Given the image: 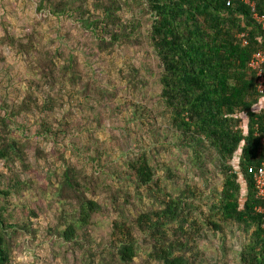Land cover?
Masks as SVG:
<instances>
[{"label": "trees", "instance_id": "trees-1", "mask_svg": "<svg viewBox=\"0 0 264 264\" xmlns=\"http://www.w3.org/2000/svg\"><path fill=\"white\" fill-rule=\"evenodd\" d=\"M35 1L80 36L66 26L58 43L36 28L0 39L26 65L22 98L0 106V264L36 239L44 202L55 264H205L207 236L220 239L214 264H223L236 234L238 264H264L253 178L264 163V95L249 67L264 33L248 4L264 17V0ZM118 92L129 101L118 104ZM125 108V124L155 128L151 155L115 159L98 137ZM23 117L50 152L32 144ZM169 136L200 181L156 161ZM31 153L48 163L43 193Z\"/></svg>", "mask_w": 264, "mask_h": 264}, {"label": "rangeland", "instance_id": "rangeland-1", "mask_svg": "<svg viewBox=\"0 0 264 264\" xmlns=\"http://www.w3.org/2000/svg\"><path fill=\"white\" fill-rule=\"evenodd\" d=\"M46 17L47 15L37 11L35 0H0V39L6 34L21 36L36 28L44 34L46 41L49 39L57 41L56 37L59 33L63 34V28L65 29L66 26L76 36H80V30L72 29L69 24L63 26L57 22L55 17H47L49 20L44 19ZM60 41L63 43L62 40ZM80 60L81 62L84 61L81 58ZM25 66L23 57L18 56L15 52H11L8 47L0 46V106L10 105L22 98L24 85L26 86ZM150 88L149 98L156 93L153 80L150 81ZM117 95L118 104L129 101L126 100L125 93L118 92ZM125 111L124 116L117 115L113 120H108L105 128L98 134V137L115 153V159H121L124 153L128 151H134L135 153L139 150H144L151 155V152L157 149V147H154V141L157 139L152 138L156 136L155 128L148 124L143 126L140 124L136 125V123L125 124V121L131 118V111H127L126 108ZM17 122H23L24 127L28 130L26 135H29L32 144L39 145L47 153L52 150L53 145L51 143L34 136L37 126L33 125V120L23 117L18 118ZM17 122L15 120V124ZM165 140H163V148H158L160 154L156 156V161L163 165H170L172 169L177 168L175 172L180 177L181 182L183 181L182 179L192 180L194 183L200 181L191 170L188 163V155L179 149L173 148L174 141L171 136ZM66 157L68 159L71 158V153L68 152ZM30 159L33 166L31 174L34 177L35 187L37 191L43 193L41 187L45 184L43 177L46 174L48 163L44 161L36 162L33 153L30 154ZM212 183L214 184V181ZM199 185L201 191L208 192L203 182H199ZM212 186L211 184L210 187ZM29 198H31V195ZM47 205L48 203L44 202L41 206L42 210L39 213V217L37 219L32 218V228L36 239L30 236L21 243L15 251L13 264H55L50 255V252H52L50 251L51 238L47 233L48 227L54 223V210L49 209ZM242 243L243 237H238V234L234 238H229L227 246H232L233 252L229 251L230 254L223 261V264H238L234 253L240 252ZM220 246V239L213 236H207L201 241V254L206 262L205 264H214V261L220 257Z\"/></svg>", "mask_w": 264, "mask_h": 264}, {"label": "built area", "instance_id": "built-area-1", "mask_svg": "<svg viewBox=\"0 0 264 264\" xmlns=\"http://www.w3.org/2000/svg\"><path fill=\"white\" fill-rule=\"evenodd\" d=\"M252 8L254 14L253 18L255 22L261 27L262 32L264 33V17L259 16L254 9V4L248 2ZM243 37V35L241 36ZM246 44V42L244 41ZM251 70L256 73L257 78V90L260 95H264V50L256 53L249 64ZM254 188L257 194V197L264 203V163L262 168L254 173ZM257 212L262 216V229L264 231V206L257 208Z\"/></svg>", "mask_w": 264, "mask_h": 264}]
</instances>
